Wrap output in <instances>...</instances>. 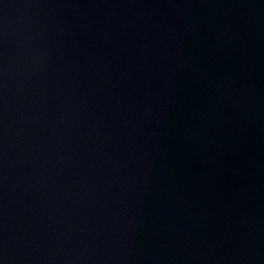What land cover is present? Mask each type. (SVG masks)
<instances>
[{
    "label": "water",
    "instance_id": "water-1",
    "mask_svg": "<svg viewBox=\"0 0 264 264\" xmlns=\"http://www.w3.org/2000/svg\"><path fill=\"white\" fill-rule=\"evenodd\" d=\"M0 264H264V0H0Z\"/></svg>",
    "mask_w": 264,
    "mask_h": 264
}]
</instances>
